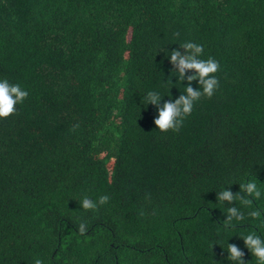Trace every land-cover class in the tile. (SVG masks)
Instances as JSON below:
<instances>
[{"label":"trees","instance_id":"16d2710c","mask_svg":"<svg viewBox=\"0 0 264 264\" xmlns=\"http://www.w3.org/2000/svg\"><path fill=\"white\" fill-rule=\"evenodd\" d=\"M185 41L219 88L160 133L140 101ZM0 79L28 91L0 119V264H255L236 236L264 218L223 232L215 192L264 184V0H0Z\"/></svg>","mask_w":264,"mask_h":264},{"label":"clouds","instance_id":"9594fccd","mask_svg":"<svg viewBox=\"0 0 264 264\" xmlns=\"http://www.w3.org/2000/svg\"><path fill=\"white\" fill-rule=\"evenodd\" d=\"M183 49V54L175 49L171 52H164L168 63L173 66L168 80H163L162 85L167 91L162 92L160 89L146 91L140 101V106L146 108L152 105L156 109V116L153 120L155 128L160 133L172 131L178 132L183 122L189 117L194 106L200 98H211L219 88L217 73L220 70V64L212 57L202 58L204 47L201 44L185 41L178 45ZM186 72H192V75L185 77ZM175 77V83L171 78ZM197 82L194 89L191 84ZM184 85L183 87L181 85ZM175 87L183 91L176 99H169L161 103L163 97L169 96V89ZM28 97V91L20 84H12L7 79H0V119L8 118L16 113L17 105L22 104ZM239 190L232 193L229 186L223 187L216 194V203L224 208V219L222 221V230L225 233L231 232L240 226L247 217L252 220H261L264 218V205L253 208L255 201L264 199V184L259 183L255 178H244L239 183ZM109 200L107 195L100 196L98 200H91L87 197L82 198L80 206L84 210H95L97 207L105 205ZM239 202L240 207L236 204ZM247 210L242 211L241 209ZM253 230L250 228L247 232H241L239 238L243 243V248L247 250L255 264H264V231ZM78 231L83 234L86 226L81 224ZM233 237V236H232ZM228 240V239H227ZM213 245L212 244L211 248ZM227 254L228 264H245L243 260L244 252L236 244H227L224 250ZM34 264H44V261L37 258Z\"/></svg>","mask_w":264,"mask_h":264}]
</instances>
